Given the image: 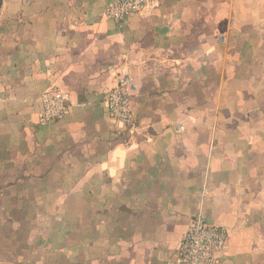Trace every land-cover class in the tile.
<instances>
[{
  "label": "crops",
  "instance_id": "obj_1",
  "mask_svg": "<svg viewBox=\"0 0 264 264\" xmlns=\"http://www.w3.org/2000/svg\"><path fill=\"white\" fill-rule=\"evenodd\" d=\"M108 2L3 0L0 264H178L198 213L222 264H264V0ZM121 74L132 125L107 110ZM52 85L68 111L43 125Z\"/></svg>",
  "mask_w": 264,
  "mask_h": 264
},
{
  "label": "built area",
  "instance_id": "obj_2",
  "mask_svg": "<svg viewBox=\"0 0 264 264\" xmlns=\"http://www.w3.org/2000/svg\"><path fill=\"white\" fill-rule=\"evenodd\" d=\"M162 0H109L106 15L121 22L132 14L153 10ZM136 88L134 77L121 74L116 85L106 97L107 110L115 124L132 125L135 115L132 96ZM40 123L61 120L68 111L69 95L57 85L49 86L41 95ZM183 130V127H180ZM229 238L226 227L211 223L204 214H196L176 252L178 264H222V257Z\"/></svg>",
  "mask_w": 264,
  "mask_h": 264
},
{
  "label": "rangeland",
  "instance_id": "obj_3",
  "mask_svg": "<svg viewBox=\"0 0 264 264\" xmlns=\"http://www.w3.org/2000/svg\"><path fill=\"white\" fill-rule=\"evenodd\" d=\"M7 14H8V12L6 13V15ZM10 26H12V25H10L9 18H7V16H3L2 17V12H1V16H0V31L9 30Z\"/></svg>",
  "mask_w": 264,
  "mask_h": 264
},
{
  "label": "water",
  "instance_id": "obj_4",
  "mask_svg": "<svg viewBox=\"0 0 264 264\" xmlns=\"http://www.w3.org/2000/svg\"><path fill=\"white\" fill-rule=\"evenodd\" d=\"M2 7H3V0H0V16H1Z\"/></svg>",
  "mask_w": 264,
  "mask_h": 264
}]
</instances>
